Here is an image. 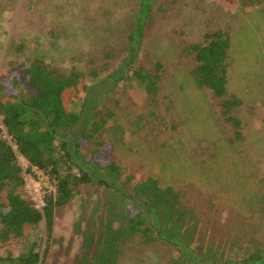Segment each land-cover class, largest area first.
<instances>
[{
    "label": "rangeland",
    "instance_id": "obj_1",
    "mask_svg": "<svg viewBox=\"0 0 264 264\" xmlns=\"http://www.w3.org/2000/svg\"><path fill=\"white\" fill-rule=\"evenodd\" d=\"M142 1L41 0V7L31 9V0H0V82L23 79L35 60L54 75L88 76L101 101L97 123L104 119V129L92 141L80 137V130L68 136L71 149L79 148L100 168L111 156L123 172L174 189L186 217L182 230L191 235L185 264H240L264 247V0L242 8L224 0H152L138 60L159 76L156 96L137 83L110 89L105 82L128 57V36ZM222 29L232 37L229 91L241 100L234 111L241 127L191 76V47ZM22 89L25 96L37 95L27 85ZM84 98L74 108L80 110ZM137 204L148 213V227L160 225L145 201ZM116 206L104 187L83 186L57 215L52 237L44 223L10 252L0 241V257H19L34 243L41 256L48 249L42 264L85 263L86 231L98 233L101 219L119 212ZM117 264H174V252L165 241L138 233L121 245Z\"/></svg>",
    "mask_w": 264,
    "mask_h": 264
},
{
    "label": "trees",
    "instance_id": "obj_2",
    "mask_svg": "<svg viewBox=\"0 0 264 264\" xmlns=\"http://www.w3.org/2000/svg\"><path fill=\"white\" fill-rule=\"evenodd\" d=\"M224 2L231 8H242L261 5L263 0ZM29 7L38 9L41 0H31ZM152 11V0H143L128 36V57L105 80L111 85L110 89L120 83H137L148 95L158 94L159 76L138 60ZM228 32L223 29L207 32L201 44L191 47L195 64L191 76L199 89L209 91L214 98L223 102L225 117L236 127H241L234 116L241 100L229 91L232 37ZM23 85L36 90L37 95L25 96ZM83 96L82 107L77 110L74 105ZM100 106L101 101L89 88L88 76L78 71L64 76L54 75L41 60L30 64L23 79L15 76L9 82H0V118L11 138L10 142L0 136L2 246L10 252L13 245L27 243L32 233L44 223L47 235L52 237L57 215L72 203L80 188L100 185L112 193L119 212L115 213L114 218L101 219L98 233L91 228L86 231L83 251L90 258L85 263L83 260L77 264H96L100 260V264H117L121 245L138 233L148 241H165L173 248L174 264H185L189 259L186 252L189 251L191 235L188 230H182L186 217L177 207L174 189L161 188L160 182L151 176L133 171L123 172L114 164L111 156L100 168L89 164L79 154V148L71 149L68 136H76L80 130V137L92 141L94 133L104 129V119L97 123ZM106 148L111 150L108 146ZM18 155L56 188L55 192L46 196L44 214L35 209L25 192V175ZM140 201H145L147 209L160 225L148 227L150 218L147 211L138 206ZM47 252L48 249L41 256L33 243L19 257H0V264H42V257ZM96 257L98 259L95 261ZM240 264H264V247L250 252Z\"/></svg>",
    "mask_w": 264,
    "mask_h": 264
},
{
    "label": "built area",
    "instance_id": "obj_3",
    "mask_svg": "<svg viewBox=\"0 0 264 264\" xmlns=\"http://www.w3.org/2000/svg\"><path fill=\"white\" fill-rule=\"evenodd\" d=\"M0 136L11 142V138L2 122L0 124ZM18 160L25 175V192L35 209L44 214L47 207L46 196L50 192H55L56 188L49 183L40 171L32 168L22 156L18 155Z\"/></svg>",
    "mask_w": 264,
    "mask_h": 264
}]
</instances>
